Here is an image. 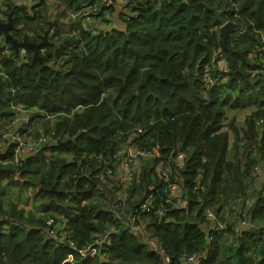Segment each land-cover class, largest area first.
Listing matches in <instances>:
<instances>
[{"label": "trees", "instance_id": "16d2710c", "mask_svg": "<svg viewBox=\"0 0 264 264\" xmlns=\"http://www.w3.org/2000/svg\"><path fill=\"white\" fill-rule=\"evenodd\" d=\"M88 1L57 0L54 5L65 10L48 21L52 4L45 0L31 6L0 0L18 40L41 42L58 20L54 45L41 50L42 61L32 51L21 50L18 57L4 38L0 42V52L6 46L8 51L0 53V122L13 116L11 106L24 110L18 117L29 118L30 125L33 110L39 112L35 117L52 115V127L43 132L54 128L57 138L18 166L0 163V264H165V257L168 264H180L187 254L205 251L203 264H264V172L253 199L246 200L247 214L240 216L249 229L228 224V230H216L205 218L207 207L220 216L223 200L244 194L250 175L252 162L237 164L235 153L239 142H253L257 120L264 123V0H127L122 25L97 34L65 22L68 10ZM61 16L74 27L69 35ZM227 22L238 28L224 45L221 27ZM234 111L248 114L245 127L230 118ZM11 130L30 132L21 124ZM133 142L158 147L159 156L129 161L125 153ZM179 153L183 160H177ZM10 157L9 146L0 150L1 161ZM158 167L173 168L172 181L180 176L185 207L167 204L170 190ZM126 169L133 176L118 213L125 209L141 219L137 233L115 216L119 175ZM8 186L35 189L37 209L6 198ZM234 188L238 193L229 196ZM116 190L107 208L104 199ZM150 195L155 210L143 212L140 206ZM238 199L241 206L244 199ZM235 231L237 244L226 246L224 236ZM106 236L110 244L101 241ZM96 240L99 253L83 258L79 251ZM70 255L74 263L67 261Z\"/></svg>", "mask_w": 264, "mask_h": 264}, {"label": "built area", "instance_id": "2783aa9c", "mask_svg": "<svg viewBox=\"0 0 264 264\" xmlns=\"http://www.w3.org/2000/svg\"><path fill=\"white\" fill-rule=\"evenodd\" d=\"M19 3L18 5H26V6H31L35 4L36 2H40L42 0H17ZM114 0H89L88 4L82 3L79 7L68 10L66 12V17H65V22H73V23H81L86 26L88 24L90 29L93 33L97 34L100 32V29H92L93 24L90 22H99L101 21L103 24L106 20H109L107 17L108 12L110 10V4ZM48 4L54 5L57 0H45ZM109 12V15H110ZM100 27V26H98ZM102 29V28H101ZM4 38V36L1 34L0 35V42ZM7 47V46H6ZM6 47L2 48V51L0 52L2 55H7L8 51L6 50ZM44 50L42 51V53ZM2 74V73H0ZM208 83L213 84L214 80L212 78H208ZM12 111H13V116L9 120H5L6 124L0 126V148H6L9 146L11 148V157L8 160L1 161L3 165L7 164H12L15 166H18L22 164V162L30 155L36 154L37 152L39 153L42 149L46 148L47 146L51 145L52 143L57 142V138H54L55 135V129L53 128L52 131L50 132H42L35 137H27V135H20L16 131H12L11 128L14 125L21 124L22 129H27L30 128V120L29 118H21L18 117V111L21 109L19 107L11 106ZM46 118H52L55 119L54 116L52 115H45ZM142 129L139 128L138 132H141ZM119 154H115L113 157L117 158ZM159 156V149L158 147H154L152 149H147L140 147L136 143H130L129 146L127 147L125 157L129 161H139L141 159H148V158H153ZM184 154L179 153L177 155V160H183L184 159ZM107 165L109 166L110 161L106 162ZM259 165L255 166L253 168V175H257L259 172ZM160 177L167 183V187L170 190L169 195L172 200H168L167 204L171 205L173 208H179V207H185L187 200H185L181 196L182 187L178 181L177 177L175 178L176 181H172V178L175 177V171L173 168H167V169H161L160 167L157 168ZM124 173L119 175L120 176V181H119V187H126L133 176V173L130 172L128 169L126 170H121ZM107 175L113 176L115 174L114 168L109 167L106 171ZM19 176L18 174L16 175ZM153 196L150 195L147 199H145L140 208L143 210V212H152L155 210V204L153 202ZM237 202H241V199L237 200ZM123 204L121 202V199L115 204V216L119 217L120 214L118 213V210L122 209ZM117 211V212H116ZM160 215L164 213L163 210L158 211ZM205 218L207 222L211 224V227L214 229H224L225 226L223 223H221L219 219V214L213 207H207L205 209ZM137 219L135 216L130 217V221L126 223L131 228V231L133 233H137L140 229L139 224H137ZM53 220H49V224H52ZM242 228L243 229H249L250 225L248 224L247 219H244L243 222H241ZM143 230V228H142ZM101 241L106 242L107 244H110L112 242L111 236H106L103 238ZM100 244L99 240L95 241V244L92 246L82 249L79 251L80 255L83 258L87 257H94L99 253V248L97 245ZM104 257H107L105 254ZM208 258V252H195V253H190L184 256L180 262V264H203ZM67 261L74 263V258L73 256H69ZM170 262L169 257H165V264H168Z\"/></svg>", "mask_w": 264, "mask_h": 264}, {"label": "rangeland", "instance_id": "374dc122", "mask_svg": "<svg viewBox=\"0 0 264 264\" xmlns=\"http://www.w3.org/2000/svg\"><path fill=\"white\" fill-rule=\"evenodd\" d=\"M17 3H19L16 0ZM64 6H60L57 7L55 5H50L49 9L47 11V20L50 21L52 16L55 14L53 12L58 11L59 13H62L64 11ZM113 11H111L112 13ZM0 18L4 19L3 21L6 20V18H4V16L2 15L1 11H0ZM63 16H61V18H59V22L63 23L64 29L66 30L65 32H67L65 35H69L71 34L70 32L74 29L73 26L71 25H66L63 22ZM7 21V20H6ZM5 21V22H6ZM57 21L58 20H54ZM53 21V22H54ZM108 20H106L103 24L101 21L99 22H90L93 24L92 29H104L107 26H112L111 25V20H109L110 22L106 24ZM235 23V22H233ZM86 26H89L88 24H86ZM100 26V27H98ZM52 33H53V29L52 32L50 34V41L52 38ZM234 33V32H233ZM232 33V34H233ZM54 42V41H53ZM24 53V49H21ZM25 111L24 110H20L18 114H23ZM39 112L34 111L31 113L32 117V124L29 128L30 132L27 135V137H35L36 135L42 133L45 130H48L52 127L55 119L52 118H46V116L41 115L40 117H35L34 114H37ZM43 114V113H42ZM248 114H241L240 111H234L230 114V118L232 117H236V126L239 128H243L245 127L244 124V117L247 116ZM6 121L3 120L0 122V126L5 125ZM227 126H226V130H227ZM256 132H257V136L255 137V139L253 140L252 143H242L239 142L237 150H236V162L237 164H241L243 165L246 162H252V167L250 170V175L248 178H246L245 180V184H246V188H245V193L244 194H239L237 196H232V195H236L237 189L234 188L232 193L230 194L229 192V196H232L230 198V200L227 202V200H223V203L225 205V209L223 211L222 214H220L219 219L221 221V223H225L227 228L223 229V230H228V224H231L232 228H238L241 229L242 225H241V219L240 216L242 214H247L248 210H249V205L246 204V200H252L253 199V195H254V189L258 186L259 183H261L262 178H263V172H264V168H263V156L260 152V148L263 147V141L261 140V138L264 136V123L261 121L256 122ZM231 140H234V133L231 132ZM255 147V156L251 154V151L253 150V148ZM231 148L232 150L229 152L228 157L230 159H232L235 155H234V145L232 146L231 144ZM0 150L2 151L3 148H0ZM44 156L46 157H50L51 156V152L47 151L46 153H44ZM181 163V162H179ZM259 165V172L257 175H253V167ZM179 174V173H178ZM16 180H19V176H17V178L15 177ZM15 180V181H16ZM23 181V180H22ZM177 181L178 183L182 186V183L180 182V176L177 177ZM18 183H22L20 181H16ZM8 182L5 180L4 181V185H6ZM19 184V185H20ZM8 185V184H7ZM5 189V187H4ZM128 188L126 187H122L119 189V191L117 192V190L115 191V194H113L112 196L108 195V197L106 199H104V205L109 208L113 202V200L116 197V192H117V199L122 201V203H125L127 200V194H128ZM35 192V189H25V190H20V188L18 186H8L6 188L5 194H6V198H8L9 200H13L15 202L18 203V205H20V207L25 208L26 210H33V209H37L38 207V201H36L35 199V195H33ZM181 196L185 199L184 197V190L181 192ZM237 198H243V204L240 206L239 204H236L237 202ZM239 200V199H238ZM127 206V204H126ZM234 207V208H233ZM215 209V208H214ZM133 216L131 213H128L125 209L123 210V212L120 215V219L121 222L126 225V223H128L130 221V217ZM138 220L141 219L138 218L137 219V224H139V226H141L142 224L138 222ZM128 226V225H126ZM206 226L211 227V224L208 222L206 224ZM225 226V225H224ZM144 227V226H143ZM151 237V236H150ZM225 238V242H226V246H232L233 244H237V232L235 231V233H228V236H224ZM229 244V245H227ZM229 253H233L231 249H228Z\"/></svg>", "mask_w": 264, "mask_h": 264}, {"label": "water", "instance_id": "95a60500", "mask_svg": "<svg viewBox=\"0 0 264 264\" xmlns=\"http://www.w3.org/2000/svg\"><path fill=\"white\" fill-rule=\"evenodd\" d=\"M58 24L57 21H54L49 24V29H47L42 36L41 42H32L29 41L27 38H24L22 41L14 38L11 34V29L14 26V20L12 15H9L8 20L5 21H0V34H3L5 38V42L9 43L11 47L14 50V53L16 56H20L21 54V49H24L25 51H32L33 52V57L35 59H38L39 61L41 60V50L50 45H54L50 42L49 37L52 32V29ZM238 28V25L233 22H228L224 26L221 27V35L223 38V43L224 45L227 44L229 35L234 32ZM150 74V71H146V75L148 76ZM59 143L60 140H59ZM66 143V142H64ZM4 170H0V173H2Z\"/></svg>", "mask_w": 264, "mask_h": 264}, {"label": "crops", "instance_id": "0c3cea01", "mask_svg": "<svg viewBox=\"0 0 264 264\" xmlns=\"http://www.w3.org/2000/svg\"><path fill=\"white\" fill-rule=\"evenodd\" d=\"M127 0H116L115 1V6H114V11L111 13L110 11V15L108 12V15L106 18H108L109 20H111V25L113 24V27L116 26L118 28V26H121V20H120V13L121 11L125 10V6H126ZM117 24V25H115Z\"/></svg>", "mask_w": 264, "mask_h": 264}, {"label": "clouds", "instance_id": "9594fccd", "mask_svg": "<svg viewBox=\"0 0 264 264\" xmlns=\"http://www.w3.org/2000/svg\"><path fill=\"white\" fill-rule=\"evenodd\" d=\"M228 23V22H227ZM3 35V34H2ZM5 39V38H4ZM41 53H42V51H41Z\"/></svg>", "mask_w": 264, "mask_h": 264}]
</instances>
